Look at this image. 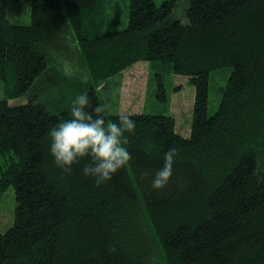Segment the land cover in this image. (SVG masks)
<instances>
[{
	"label": "trees",
	"instance_id": "obj_1",
	"mask_svg": "<svg viewBox=\"0 0 264 264\" xmlns=\"http://www.w3.org/2000/svg\"><path fill=\"white\" fill-rule=\"evenodd\" d=\"M103 1L30 0V23L14 25L0 0V193L15 194L0 264H264V0H129L126 28L108 32ZM138 62L193 85L189 137L170 116L126 114L131 159L110 182L85 177L87 159L58 169L49 128L80 92L103 108L98 85ZM224 68L208 116L209 76ZM156 96L167 100L161 80ZM170 147L173 176L153 190Z\"/></svg>",
	"mask_w": 264,
	"mask_h": 264
},
{
	"label": "rangeland",
	"instance_id": "obj_2",
	"mask_svg": "<svg viewBox=\"0 0 264 264\" xmlns=\"http://www.w3.org/2000/svg\"><path fill=\"white\" fill-rule=\"evenodd\" d=\"M162 0H156L157 5ZM129 0H104L102 11L104 31L123 30L127 26ZM30 0H6V17L11 24L30 23ZM175 19L180 20L181 8L175 10ZM182 16V14H181ZM183 18H181L182 20ZM180 20V21H181ZM184 22V20H183ZM68 75L76 72L68 64ZM231 69L224 68L211 72L209 76L208 116L213 115L220 104L221 96ZM55 78V77H53ZM164 85L166 101L157 99L158 81ZM195 89L186 77L173 75L165 66L138 62L123 72L101 82L97 95L108 115L145 114L164 115L173 118L175 132L189 137ZM6 97L5 87L0 80V100ZM25 99L10 101L11 104L23 103ZM15 194L12 187L0 193V233L4 234L13 225Z\"/></svg>",
	"mask_w": 264,
	"mask_h": 264
},
{
	"label": "clouds",
	"instance_id": "obj_3",
	"mask_svg": "<svg viewBox=\"0 0 264 264\" xmlns=\"http://www.w3.org/2000/svg\"><path fill=\"white\" fill-rule=\"evenodd\" d=\"M104 109L93 107L87 92H80L69 104L70 117L49 128L48 152L63 172L87 159L82 174L100 187L110 182L131 159L128 145L135 134L136 121L126 114L108 121ZM178 150L170 147L163 153L162 167L155 173L151 188L159 191L173 176Z\"/></svg>",
	"mask_w": 264,
	"mask_h": 264
}]
</instances>
